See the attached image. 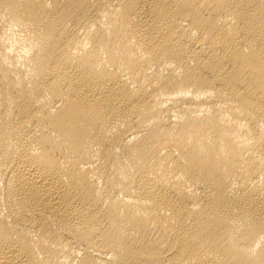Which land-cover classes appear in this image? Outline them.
Here are the masks:
<instances>
[{
	"label": "bare ground",
	"instance_id": "6f19581e",
	"mask_svg": "<svg viewBox=\"0 0 264 264\" xmlns=\"http://www.w3.org/2000/svg\"><path fill=\"white\" fill-rule=\"evenodd\" d=\"M0 264H264V0H0Z\"/></svg>",
	"mask_w": 264,
	"mask_h": 264
}]
</instances>
